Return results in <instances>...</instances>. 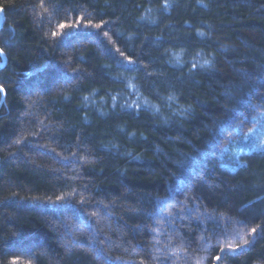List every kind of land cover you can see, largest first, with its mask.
Here are the masks:
<instances>
[{
  "label": "trees",
  "instance_id": "obj_1",
  "mask_svg": "<svg viewBox=\"0 0 264 264\" xmlns=\"http://www.w3.org/2000/svg\"><path fill=\"white\" fill-rule=\"evenodd\" d=\"M0 8V264H264V0Z\"/></svg>",
  "mask_w": 264,
  "mask_h": 264
},
{
  "label": "rangeland",
  "instance_id": "obj_2",
  "mask_svg": "<svg viewBox=\"0 0 264 264\" xmlns=\"http://www.w3.org/2000/svg\"><path fill=\"white\" fill-rule=\"evenodd\" d=\"M261 132V130H255L253 129L249 134L248 137H246V140H249L250 144L253 143L254 140L258 139L259 137V133ZM238 146V145H237ZM228 150L230 151V149L228 148ZM226 150V151H228ZM236 151V150H235ZM231 152V151H230Z\"/></svg>",
  "mask_w": 264,
  "mask_h": 264
},
{
  "label": "water",
  "instance_id": "obj_3",
  "mask_svg": "<svg viewBox=\"0 0 264 264\" xmlns=\"http://www.w3.org/2000/svg\"><path fill=\"white\" fill-rule=\"evenodd\" d=\"M3 21H4L3 10L0 8V27L2 26ZM0 55L2 56V61L0 62V66H2L5 63L6 59H5V55L1 51H0ZM1 92H2V98H1L0 103L2 102L3 96H4L3 91Z\"/></svg>",
  "mask_w": 264,
  "mask_h": 264
},
{
  "label": "snow or ice",
  "instance_id": "obj_4",
  "mask_svg": "<svg viewBox=\"0 0 264 264\" xmlns=\"http://www.w3.org/2000/svg\"><path fill=\"white\" fill-rule=\"evenodd\" d=\"M61 27H63V25H61ZM97 27H99V25H97ZM53 35H55V33H53ZM0 91H3V89L0 88ZM253 231H255V229H253ZM217 259H219V258H217Z\"/></svg>",
  "mask_w": 264,
  "mask_h": 264
}]
</instances>
